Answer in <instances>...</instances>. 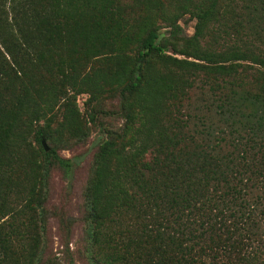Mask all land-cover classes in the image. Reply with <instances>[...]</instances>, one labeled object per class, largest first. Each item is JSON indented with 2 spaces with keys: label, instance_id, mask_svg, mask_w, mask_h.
<instances>
[{
  "label": "trees",
  "instance_id": "obj_1",
  "mask_svg": "<svg viewBox=\"0 0 264 264\" xmlns=\"http://www.w3.org/2000/svg\"><path fill=\"white\" fill-rule=\"evenodd\" d=\"M197 82L210 98L183 112ZM110 90L87 262L264 264V0H0V264H43L49 170L72 169L46 141L85 136L75 96Z\"/></svg>",
  "mask_w": 264,
  "mask_h": 264
},
{
  "label": "rangeland",
  "instance_id": "obj_2",
  "mask_svg": "<svg viewBox=\"0 0 264 264\" xmlns=\"http://www.w3.org/2000/svg\"><path fill=\"white\" fill-rule=\"evenodd\" d=\"M178 24L182 28V33L179 35L192 34L194 19L190 18L189 14H183ZM260 26L262 27L263 24ZM167 32L168 28H159L162 36H166ZM231 40L228 39L226 43ZM176 43L181 45L178 41ZM166 53L170 54V49ZM175 56L182 57L178 54ZM235 90L239 95H243L249 88L241 87ZM186 94L187 97L183 98L180 110L203 113L201 110L203 104L210 98L206 86L197 82ZM75 105L86 135L73 138L64 136L63 141H46L48 146L55 148L59 156L71 160L72 169L69 177L64 176L58 166L54 165L49 170L44 202L45 221L42 227L43 247L40 252L43 264H67L68 253L73 264H89L84 256L85 225L82 220L84 189L92 174L97 142L107 138L108 132L118 131L122 124L118 114L119 99L112 90L97 94L93 99L86 93L77 94ZM90 109L94 110L93 120L88 119Z\"/></svg>",
  "mask_w": 264,
  "mask_h": 264
},
{
  "label": "water",
  "instance_id": "obj_3",
  "mask_svg": "<svg viewBox=\"0 0 264 264\" xmlns=\"http://www.w3.org/2000/svg\"><path fill=\"white\" fill-rule=\"evenodd\" d=\"M41 144H42V146H43V149H44V150H47V146L45 145V143H44L43 140H41Z\"/></svg>",
  "mask_w": 264,
  "mask_h": 264
}]
</instances>
